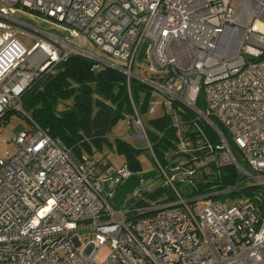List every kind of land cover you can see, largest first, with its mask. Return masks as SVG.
<instances>
[{
	"label": "built area",
	"instance_id": "obj_1",
	"mask_svg": "<svg viewBox=\"0 0 264 264\" xmlns=\"http://www.w3.org/2000/svg\"><path fill=\"white\" fill-rule=\"evenodd\" d=\"M70 55L121 72L128 90L131 80L146 85V114L159 104L169 115L175 152L204 150L264 185V0H0V117L14 109L29 118L22 93ZM131 105L119 138L146 142L171 197L149 200L137 187L114 207L110 182L141 172L125 163L101 175L31 121L0 158V264H97L105 242L101 264H264V199L214 197L230 187L183 197L174 182L194 168L159 162Z\"/></svg>",
	"mask_w": 264,
	"mask_h": 264
},
{
	"label": "trees",
	"instance_id": "obj_2",
	"mask_svg": "<svg viewBox=\"0 0 264 264\" xmlns=\"http://www.w3.org/2000/svg\"><path fill=\"white\" fill-rule=\"evenodd\" d=\"M200 94L201 92L199 96ZM131 99L139 113L145 114L150 100L148 87L131 80L128 90L124 74L109 68L93 71L90 61L78 55H70L59 62L53 73L43 74L21 95L22 106L31 119L27 118L30 123L33 121L48 129L51 137L59 138L77 157L81 156V149L87 147L89 142L98 145L105 140L110 147L114 146L118 153L124 155L126 165L137 173L143 172L138 158L140 150L119 137L113 139L114 144L107 140L111 128L133 112ZM10 111L0 117V122L9 118ZM148 124L147 136L159 162L173 165L178 161H186L187 166L192 165L194 173L198 174L195 178V194L230 187L233 190L214 197L246 200L258 195L264 199V185L250 182L246 184L247 179L232 162L220 160L201 149L193 150L192 153L175 152L176 129L171 125L168 114L163 112L157 117L149 118ZM203 128L209 140L215 144L218 141L216 135L207 126ZM223 133L234 150L235 146L229 136L224 130ZM196 146L195 140L191 147ZM191 154L195 155L194 159ZM208 156L213 159L200 167L194 166L195 162ZM242 165L248 169L244 163ZM164 191L171 197L170 191L164 188L143 193L147 195V199L157 201ZM142 201L144 200H138L137 204L143 205L145 201Z\"/></svg>",
	"mask_w": 264,
	"mask_h": 264
},
{
	"label": "rangeland",
	"instance_id": "obj_3",
	"mask_svg": "<svg viewBox=\"0 0 264 264\" xmlns=\"http://www.w3.org/2000/svg\"><path fill=\"white\" fill-rule=\"evenodd\" d=\"M23 20H29L32 22H37L39 25L43 28L47 27V23L41 22L35 19H30L27 16H21ZM22 40L26 43H30L27 41L25 37H22ZM261 58H264L262 56ZM136 72H139L138 68H134ZM161 98L157 96V100L159 101ZM156 100V99H155ZM151 101V100H150ZM200 104L204 101V95L203 93L199 96ZM16 101H13V104H15ZM163 108L157 105V108L155 110V113L149 115V114H143L142 119L144 122V125L146 128H149L148 119L154 118L163 113ZM31 127L30 121L27 119L26 116H24L21 112H18L14 109H12L9 112V118L7 120L0 122V158H3L5 156V151L9 150L10 153H13L15 151V147L11 139L13 136L21 129H29ZM127 118L126 116L123 119H120L108 132L107 134V140L113 143V139L115 137H120L121 135L125 134L127 132ZM134 145L140 150L139 153V161L142 167L143 172L147 171H155L157 173L155 163L153 160V157L147 148L146 142L142 140H137L134 142ZM81 156L86 160L88 165H93L96 163V167L99 169L101 175H107L112 174L115 169L123 164H125V157L123 154L118 153L115 149V147H110L108 143L103 140L100 141L98 145H96L93 142H89L88 146L81 149ZM213 159L212 156H208L205 159L201 160L200 162H195V167H200L201 165L205 164L206 162ZM189 168H192V165L188 166ZM197 169V168H196ZM199 172V170H198ZM197 173H194L191 176H186L179 174L177 175L176 181L174 182V187L177 189V191L183 196V197H189L194 196L196 191V181L195 178H197ZM161 177L157 176L148 179L147 181L141 182L140 186L137 188V192H147V191H153L156 188H161ZM249 184V181L246 183ZM165 189V188H164ZM163 193V192H162ZM167 193L164 191V193L160 196L163 198L166 196ZM143 196L148 198L147 195ZM130 198V195L128 196V199ZM233 202L237 199H232ZM231 200V201H232ZM144 202V201H142ZM145 203V202H144ZM204 201L198 202V206H203ZM229 204V203H227ZM225 203V205H227ZM92 229L91 228H81L78 230L77 234L79 236H84V238L89 239L92 236ZM111 253V248L109 245V242L102 243L99 248L96 251V254L94 256V262L97 264H101Z\"/></svg>",
	"mask_w": 264,
	"mask_h": 264
},
{
	"label": "water",
	"instance_id": "obj_4",
	"mask_svg": "<svg viewBox=\"0 0 264 264\" xmlns=\"http://www.w3.org/2000/svg\"><path fill=\"white\" fill-rule=\"evenodd\" d=\"M156 177L155 171L141 172V174H132L120 184L117 180H112L110 186L114 189V194L111 198L114 207H122L128 195L132 194L135 188L140 186L141 182L147 181L150 178Z\"/></svg>",
	"mask_w": 264,
	"mask_h": 264
}]
</instances>
